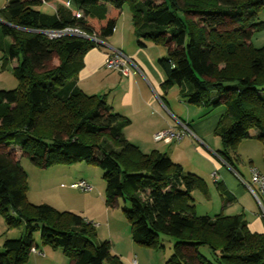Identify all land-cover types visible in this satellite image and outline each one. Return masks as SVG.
<instances>
[{"label":"trees","instance_id":"trees-1","mask_svg":"<svg viewBox=\"0 0 264 264\" xmlns=\"http://www.w3.org/2000/svg\"><path fill=\"white\" fill-rule=\"evenodd\" d=\"M50 1L8 0L0 8V37L11 40L0 42V59L15 60L17 79L16 87L0 89V215L6 227L24 228L18 238L4 239L0 264H26L35 228L41 245L62 248L68 264H120L83 216L27 200L22 156L41 167L82 161L100 167L106 205L119 197L130 202L123 212L135 243L161 249V234L174 239L166 264H264V233H251L242 214L196 215L192 191L202 189V178L167 153H145L128 141L129 117L114 111L105 94L77 85L84 55L99 44L42 32L73 26L105 40L126 4L137 45L166 51L157 59L162 89L178 85L183 102L207 112L224 106L214 133L219 156L233 164L250 130L264 144V46L250 42L264 25L258 20L264 0H67L68 7L57 4L52 13L38 10Z\"/></svg>","mask_w":264,"mask_h":264},{"label":"crops","instance_id":"crops-1","mask_svg":"<svg viewBox=\"0 0 264 264\" xmlns=\"http://www.w3.org/2000/svg\"><path fill=\"white\" fill-rule=\"evenodd\" d=\"M7 1L1 2L0 8ZM67 3V0L43 2L49 9L48 13L54 12L57 4L67 6ZM10 41L9 37H0L3 47L10 44ZM149 49H153L154 54H150ZM115 50L121 51L130 59L127 63V75L104 66L105 57ZM164 50L152 43H147L144 47L137 45L131 15L128 24L117 20L114 32L84 55V65L78 73L77 85L89 95L105 94L106 101L114 111L129 117L130 124L123 129L124 137L128 141L136 144L145 153L152 150L165 152L173 161L181 164L185 171L202 178V189L196 188L192 191L193 211L196 215L212 217L218 213L242 214L251 233H264V216L247 186L252 184V167L264 173V144L256 137L258 131L250 130L251 136L238 142L233 154V164L222 159L218 154L221 142L214 133L220 118L219 113L211 115L212 110L207 112L200 105L183 102L179 88L172 95L169 91L171 88L167 91L162 89L164 75L157 65V59L165 55ZM15 65V60H8L6 69L12 73ZM181 124L186 125L192 134L168 143L153 140L154 133L169 127L179 128ZM79 179H85L84 174L72 179L70 185ZM70 188L72 189L71 186L67 187L68 190ZM27 200L31 202L28 195ZM84 213L86 221L90 219L88 222L91 223L97 216L102 218L97 220L100 224H93L95 228L98 226V230L102 226L109 230L105 239L110 243V253L118 257L120 264H130L134 256L137 264H166L171 252H158L159 249L135 243L128 221L122 219L124 229L120 234L118 232L113 236L111 228L116 229L117 226L112 218L114 211L106 206L104 199H93L87 208H84ZM5 228L4 219L0 215V247L4 241L2 237ZM34 240L36 242V239ZM170 240L172 245L174 239ZM48 248L47 245L39 246L36 242L29 254V263L48 264L51 259ZM207 251V258L212 260L208 248Z\"/></svg>","mask_w":264,"mask_h":264},{"label":"rangeland","instance_id":"rangeland-1","mask_svg":"<svg viewBox=\"0 0 264 264\" xmlns=\"http://www.w3.org/2000/svg\"><path fill=\"white\" fill-rule=\"evenodd\" d=\"M3 1L4 0H0V3ZM37 8L42 12L47 13L49 11V9L46 6H44V4L39 5ZM129 18H130V11L128 6L125 4L122 7V11L118 20L120 23L128 24ZM258 20L264 22V7L258 10ZM250 42L256 48L264 46V25H262L258 30L254 32ZM158 46L159 49L164 50L162 46L160 45ZM149 52L150 54H154L153 49H149ZM164 54H165V50H164ZM0 55H2L1 50H0ZM7 65H8V61H5V63L0 66V89H12L17 85V79L13 76V73L9 72V70L6 69ZM223 66L224 64L220 65V67ZM178 88H179L178 85L173 84L171 90H169L171 92V95L176 93V90ZM224 112H225L224 106H219L214 108L210 113L211 115L214 113H219L220 116ZM17 155L20 157V153H17ZM20 164L26 171L28 198L34 204L47 203L57 211H68V212L78 213L81 216L85 217L84 208H87V205L91 203L93 199L100 198L105 200V179L103 177L104 171L98 166L87 164L82 161V162H75L72 164H52L46 167H41L32 164L28 160V158L23 156L20 157ZM83 174L85 179L93 187L92 191H90L89 193L82 192L75 188L72 189L70 188V190H68L67 187L70 186V182H72V179L79 178V176H83ZM62 186H65L66 188H63ZM91 195H93V197ZM106 206L110 208L111 211H114L115 215L112 213V218L114 219V221H116L115 223L117 224L116 229L111 228V232H114L113 236L118 232H119L118 234H120L121 230L124 229L122 228L124 227V225L122 224V219L123 221L125 220L128 221L124 215L123 208L129 207L130 202L126 197H119L116 200L115 204L112 203ZM100 219L102 218L97 216L96 219L93 220L91 219V220L92 223L98 225L101 222L97 220ZM97 227L95 228L96 235L94 239L96 241L106 240L105 238L108 237L109 230L105 229L103 226L98 230ZM127 227H129V225ZM23 230H24L23 223L15 227H6L4 229V234H3L4 237H2L3 238L2 240H4V238H9V239L18 238L23 233ZM33 239H36V242L39 244V246L41 245L40 230L38 228H35L33 231ZM160 239L161 242L163 243V248L159 249L158 252L167 251V253H170L171 252L170 249L172 245L169 242L171 241L170 239L173 240V238L161 234ZM48 247H49L48 251L50 253V258H51L48 261V264H65V263L68 264L69 258L62 248L52 247V246H48ZM199 250L200 253L203 254L205 257H209L206 247H201L199 248ZM1 251L2 248L0 247V252ZM27 261L26 264H31L29 263V261L28 262Z\"/></svg>","mask_w":264,"mask_h":264},{"label":"built area","instance_id":"built-area-1","mask_svg":"<svg viewBox=\"0 0 264 264\" xmlns=\"http://www.w3.org/2000/svg\"><path fill=\"white\" fill-rule=\"evenodd\" d=\"M67 6H69V3H67ZM73 14L75 17L81 16V13L76 10H73ZM42 32L49 38H58L64 35H74L90 38L97 44L102 43V40H100L95 34L87 35L79 28L73 26H67L58 30H43ZM129 60L130 59L126 57L121 51L115 50L105 57L104 66L108 69L118 70L123 75H127L129 72V66L127 65V63L129 62ZM1 65L2 61L0 59V66ZM190 134H192L190 129L186 125L181 124L179 128L169 127L167 129L154 133L153 140L164 141L168 143L171 141H179L184 136ZM250 173L252 184H248L247 186L258 202L261 208L262 216H264V173H261L258 169L253 167L250 169ZM70 186L82 192H89L93 189L91 184H89V182L85 179H79L71 183ZM130 264H137V259L135 256L131 259Z\"/></svg>","mask_w":264,"mask_h":264},{"label":"water","instance_id":"water-1","mask_svg":"<svg viewBox=\"0 0 264 264\" xmlns=\"http://www.w3.org/2000/svg\"><path fill=\"white\" fill-rule=\"evenodd\" d=\"M3 22V21H2Z\"/></svg>","mask_w":264,"mask_h":264}]
</instances>
